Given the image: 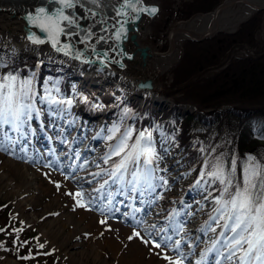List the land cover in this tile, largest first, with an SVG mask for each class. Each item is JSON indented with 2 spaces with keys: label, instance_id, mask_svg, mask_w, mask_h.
<instances>
[{
  "label": "snow or ice",
  "instance_id": "obj_1",
  "mask_svg": "<svg viewBox=\"0 0 264 264\" xmlns=\"http://www.w3.org/2000/svg\"><path fill=\"white\" fill-rule=\"evenodd\" d=\"M158 11L145 6L144 0H39L24 16L25 47L36 55L34 66L27 59L21 66L20 50L0 35V152L27 153L43 137L49 145L46 155L54 159L41 167L62 172L67 168L78 181V190L66 193L75 201L73 210H99L112 218L119 213L133 227L127 239L152 245L167 264H264V157L248 154L238 161L235 155H214L215 147H201L200 171L189 189L195 195L188 202L173 199L166 193L195 168L173 176L161 167L172 144L159 125L136 128L126 123L135 113L125 106L111 125L89 129L73 108L83 104L96 112L109 105L74 88L71 95L63 93L59 79L40 82L39 70L53 59L43 55L40 46L46 44L70 59L98 63L101 70L112 63L125 67L109 52L119 48L118 55L131 59L121 48L128 39V25ZM91 141H101L105 150L97 155ZM36 153L44 159V152ZM161 201L169 208L165 210ZM201 213L207 219L190 230ZM107 219L105 215L100 223Z\"/></svg>",
  "mask_w": 264,
  "mask_h": 264
},
{
  "label": "rangeland",
  "instance_id": "obj_2",
  "mask_svg": "<svg viewBox=\"0 0 264 264\" xmlns=\"http://www.w3.org/2000/svg\"><path fill=\"white\" fill-rule=\"evenodd\" d=\"M155 1L161 6V13L155 19L145 22L149 29V33L146 37H143L141 41L143 45L150 47L153 51H157L160 56L156 57L150 55L149 68V72L156 82L155 93L157 96L162 93H168L171 94V96H168L170 97V100L191 98L195 105L199 106L200 109L204 108V110H213V108H215L214 106H206L210 102L208 100H214V98L219 96H221V99L224 101L231 100L232 103L235 101L236 104L241 103V105L253 108L252 105H248L247 103L255 104V101L260 97L256 93L255 88L243 89L241 96L240 94L239 96H227L221 94L226 91L220 88V85L224 83L228 84V81H232V84L235 85L238 82V79H241L242 77V66L241 68L239 66L231 67L228 64H231L233 61L235 62L246 59L247 57L255 59L258 57L259 53L264 52V10L257 14L260 15L259 18L261 20H259L258 17L251 20L248 30H246V32H244V30L240 32L236 41H232L233 44L228 40V36L233 35L224 34L216 35L214 38L212 37L214 36L212 34L207 41L194 42L191 39L199 40L202 39L204 35H201L199 31H193L187 35L182 33V27L189 24L194 19V15H196L195 13L198 12L197 16H199V14L205 16L215 14L219 6H229L230 3H233L232 6L225 11L227 14L232 15V13L239 10L241 0ZM261 1L262 0H259V2ZM245 5L247 4L245 3ZM253 10L252 15L248 17V20H250L255 15L254 13L259 9L253 7ZM189 17L192 19L186 21ZM242 24L238 25L234 32L238 30L239 26H243ZM178 30H180V32H177ZM248 31L250 32L248 33ZM253 33H255V36L254 40L251 41ZM210 38L216 39L211 41L213 39ZM220 41H224V43L218 45ZM252 44H254V46H252ZM212 50H215L217 54L214 55ZM221 51L225 54L220 53ZM20 58L27 59L28 62L36 61L35 56L20 54ZM62 61H64V63H61L58 66H53L52 62L46 60L40 74L45 70H53L54 72H58V75L67 76L72 67L67 60ZM50 65H52L54 69H51ZM227 65L229 67H227ZM225 70L227 73L222 78H219L220 74ZM68 76L62 77L63 81L59 78L61 84L59 86L63 93L71 95L73 92L71 85L72 80H68ZM218 81L221 83L218 84ZM66 83H68V85H66ZM115 83L116 82L108 83L106 87ZM188 85L191 89L187 88ZM117 87L119 89L127 88L122 84L117 85ZM128 89L129 88H127V90ZM95 90L99 91V88H95ZM75 91L77 92V89H75ZM203 99V106L205 107H202L200 102ZM191 105L195 106L193 104ZM121 107L122 106L117 107L110 114L107 119V125H111L113 121L118 119L116 117L117 111H119ZM134 111H136V109H134ZM162 114H155L156 116L160 115V120L157 125L160 126L165 136L171 138V141L174 144L175 139L172 138V134H176L177 125L175 122H172L171 117L168 116V114ZM150 116V111L144 115L139 109V118L136 121L141 122V118L143 119L145 117L150 119ZM129 120L130 119H128L126 123L131 124L129 123ZM150 124L151 125H149V123L142 124V127H151L155 125L152 124V121ZM90 127L92 130L95 129L92 126ZM200 132L202 133L204 131ZM154 135L158 137L159 134L154 133ZM97 145V148H100L102 151L105 150L101 141H98ZM5 156L12 160H16L29 170L38 171L41 174L40 182L44 184V186H49L52 198L58 196L65 209H68L79 217H85V223L88 224V230L82 233V237L77 238L82 242L83 248L88 246V242H90L88 240L90 239L94 242H100L103 246L109 247L107 244L118 246L120 251L116 255V259L112 256L108 248L106 249L105 247L103 260H105L107 264H128L129 260L136 261L138 264H167L164 259L155 254L157 250L153 249L152 245L145 246V244L138 239H133L131 241L127 239L128 236L132 234L133 227L125 225L120 220L110 219L109 217L106 224H101L100 221L105 219V215H101V213L95 210L88 211L79 207H76L75 210H73L75 201L71 196L66 195L69 191L75 192L78 190L77 184L73 180L65 178V175L58 170L41 167L43 163L29 164L24 160L15 159L11 155L5 154ZM164 163V166L169 163L171 166L173 165L170 172L175 168L178 169L176 173L174 172L175 176H179L181 172L189 171L187 168L186 157H184L181 149L180 153H177L176 150L171 151V153L165 157ZM45 173H48L49 175L46 176ZM193 177L195 180V176ZM192 179L193 178L187 176L180 181V186L176 185V187L173 188L172 192L182 193L188 187L190 188L194 181ZM17 183L19 182L17 181ZM57 183L61 185L59 189L56 187ZM178 187H182V189L180 190ZM38 194L39 191H35L31 193V196L37 200ZM49 199V197H45L43 198V202L47 203L49 202ZM0 202V206L4 208L7 207L5 211L0 213V225L2 226L0 229L3 228L2 231L0 230V264H7L6 261L8 258L14 259L20 264H70V262H68V257H65L64 259L60 258L57 251L48 247L47 244L43 243L44 247H39L40 243H42V241L39 240V228L37 226H32L25 221L28 216H31L33 212L32 208L25 209L27 214L24 215V218H26L24 219L16 210L19 201L9 198L4 194H0ZM3 204H5L6 207L3 206ZM56 213L57 212L54 211L51 215L52 219L57 217V215H55ZM109 227L113 230L109 231ZM168 255L174 256L171 252H168ZM22 257H28V259H22Z\"/></svg>",
  "mask_w": 264,
  "mask_h": 264
},
{
  "label": "bare ground",
  "instance_id": "obj_3",
  "mask_svg": "<svg viewBox=\"0 0 264 264\" xmlns=\"http://www.w3.org/2000/svg\"><path fill=\"white\" fill-rule=\"evenodd\" d=\"M242 1L247 5L241 4L239 10L232 13L230 17H228L226 12L225 14L224 12L220 13L222 10L221 8L213 15H208L205 18L199 17L198 19H193L189 24L182 27V33L190 34L192 30H199L201 35L205 36L206 34L217 30L227 31L229 29L230 31H233L243 20L248 18L253 13V7H264V5L260 4L259 0ZM144 3L149 6L156 5L154 0H144ZM34 5L36 4L26 5L20 12L17 9H1L0 35L7 36L11 43L20 50V54L36 57L33 52L26 49L25 45L27 42L24 40L27 31L24 16L29 10H31V6ZM223 9H225V6ZM148 18L150 17L144 15L136 22V25L138 26L137 31L134 30V25H128L130 28V31L128 32V39L121 44V48L132 58L128 59L122 56L121 60L125 65L123 68L116 65H109L107 68H103V70H101L98 63L89 64L81 63L77 60H68L69 58H66L59 53L52 52L47 44L40 46L45 57L49 54L52 55L53 59L51 62L53 66H58L64 59L67 60V62H70L74 74L80 76L77 79V92L91 97H99L101 103L110 106L106 107L103 111L96 112L88 110L83 104H78L74 107L73 111L80 118V122L87 126V128L90 127V123H94L93 125L96 126L97 129L106 124L111 111L119 105L117 104L119 101L121 102L123 98H125L121 94V89L113 91L115 95H113L112 92H107L105 88L107 83L116 82V84L124 85L129 88L128 97L134 96V99L139 98L142 95L144 97H152L148 94L145 95L136 88V84L140 81L151 79L155 82V79L149 72L150 55L158 57L159 54L157 51H153L150 47L143 45L141 41L142 38L146 37L149 33L147 24L144 22ZM220 20L222 21L220 22ZM201 26L204 27V31H201ZM177 32H180V30ZM132 35H137L136 45L130 40ZM117 50L120 51L119 48ZM52 65H50L51 69H54ZM41 69L39 70V78L41 79L40 82L43 83L45 81L44 73H46L47 70L43 71L41 76ZM95 88H99V91H96ZM153 90L156 91V82L155 86L153 85ZM114 98H116L117 101L113 102ZM152 99H154V97ZM159 101L160 99H154V104L149 103L148 106L144 105V112L150 111V109L155 107V105H159L161 102ZM36 143L38 148L35 146ZM40 146L41 145H39L38 141H34V147H29L26 154L27 156H24L26 162L27 160H32L33 155L36 153V149L45 153L44 159L46 161L50 158L54 159L53 157L49 158L46 155L48 147L45 149ZM53 146L57 147L58 150L61 147L58 144ZM97 149V155L103 152L100 151L99 148ZM172 149L173 148H171V150ZM36 154L34 156L39 158ZM0 163V194H4L9 198L19 201L16 210L22 218H24V215L27 214L25 209L32 208L33 212L31 216H28L27 219L24 218L26 219L25 221L30 223L32 226H37L39 228V240L42 241V243L47 244L48 247L56 250L60 258L64 259L65 257H68V262H70V264H107V262L103 260L105 247L106 249L108 248L115 259L117 258L116 255L120 251L118 246L106 243L109 246L107 247L101 245L100 242H94L90 239L88 240L90 241L88 242V246L86 248L82 247V242H80L77 238L82 237V233L88 230V224L85 223V217H79L78 215L70 212L68 209H65L58 196L52 198L49 186H44V184L40 182L41 174L38 171L27 169L16 160L7 158L3 152H0ZM63 173H66L67 175H74L67 168L63 170ZM80 175H83V173H80ZM17 181L19 183H17ZM76 184H78V181H76ZM87 187L88 186L85 185V188ZM35 191H39L37 200L31 196V193ZM45 197L50 198L49 202H43V198ZM54 211H56L58 215L56 218L52 219L51 215ZM6 262L7 264H20L11 258H8ZM128 264L138 263L136 261L129 260Z\"/></svg>",
  "mask_w": 264,
  "mask_h": 264
},
{
  "label": "trees",
  "instance_id": "obj_4",
  "mask_svg": "<svg viewBox=\"0 0 264 264\" xmlns=\"http://www.w3.org/2000/svg\"><path fill=\"white\" fill-rule=\"evenodd\" d=\"M260 17V15H255ZM253 18L252 20L256 19ZM259 20H261L259 18ZM251 22V21H250ZM250 22L241 26L240 31L237 35L228 36L229 41H236L239 33L244 30H248ZM250 31H248L249 33ZM255 33L252 34L251 41L254 40ZM224 41H220L218 45H222ZM233 44V42H232ZM254 46V44H252ZM215 55L217 52L212 50ZM220 53H224L221 51ZM225 54V53H224ZM211 58V55H210ZM21 65L23 64L20 62ZM229 66H242V77L238 79V82L234 85L232 81H228L220 85V88L225 90L224 93L227 96L242 95V90L246 88H255L256 93L260 96L255 104L247 103L252 105L253 108L236 104L235 101L229 100L224 101L221 96L214 98L206 106H214L212 112L208 113L204 108L200 109L199 112H204L202 117L197 115H189L180 122V134L179 138H182L184 142L195 140L198 142V147H204L203 143L209 141L214 144L220 137H222L221 143L216 147L214 155L219 153H225L228 158L235 155L238 161L246 158L248 154H254L258 158L264 157V52L258 54V57L246 58L240 61H233ZM228 66V67H229ZM226 70L223 71L219 78L226 74ZM237 76V75H236ZM238 78V77H235ZM221 82L218 81V84ZM234 86H232V85ZM250 86V87H249ZM187 88L191 89L188 85ZM171 96V94H165ZM263 98H262V97ZM178 103L184 102L188 104L195 103L191 98L176 100ZM203 106L204 99L200 101ZM223 106L232 107L231 110L227 111V116L218 115L215 112ZM208 117H213L214 120L211 122ZM226 122V131H224L223 122ZM198 129V130H197ZM204 131V132H200ZM199 132V136H198ZM201 159L199 158L198 161Z\"/></svg>",
  "mask_w": 264,
  "mask_h": 264
},
{
  "label": "water",
  "instance_id": "obj_5",
  "mask_svg": "<svg viewBox=\"0 0 264 264\" xmlns=\"http://www.w3.org/2000/svg\"><path fill=\"white\" fill-rule=\"evenodd\" d=\"M157 7V6H156ZM158 8V7H157ZM144 15H147V14H142L141 15V18H142V16H144ZM149 16V15H148ZM154 16V15H153ZM152 17V16H151ZM140 18V19H141ZM138 26L136 25V23H135V25H134V30L135 31H137V28ZM40 35H43V34H40ZM131 41L132 42H134L135 43V45L137 44L136 43V41H137V35H132L131 36ZM120 52V51H119ZM111 58L112 59H118V60H121L122 59V56H120V55H118V50H117V52L116 53H111ZM141 85H144L145 87H141ZM153 85H154V82L152 81V80H147V81H145V82H143V81H141L139 84H138V86H137V88L139 89V90H141V91H152L153 90Z\"/></svg>",
  "mask_w": 264,
  "mask_h": 264
}]
</instances>
